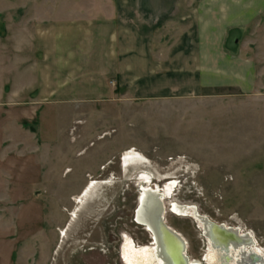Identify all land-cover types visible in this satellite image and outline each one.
<instances>
[{"label":"rangeland","instance_id":"374dc122","mask_svg":"<svg viewBox=\"0 0 264 264\" xmlns=\"http://www.w3.org/2000/svg\"><path fill=\"white\" fill-rule=\"evenodd\" d=\"M90 1L0 0V35L11 42ZM252 101L262 118L264 97ZM4 104L0 264H123L127 255L140 264L123 238L150 245L133 218L140 186L159 187L189 258L205 251L190 208L250 233L264 254V122H253L248 98L51 101L23 122L15 97ZM170 201L187 217L171 214Z\"/></svg>","mask_w":264,"mask_h":264},{"label":"crops","instance_id":"0c3cea01","mask_svg":"<svg viewBox=\"0 0 264 264\" xmlns=\"http://www.w3.org/2000/svg\"><path fill=\"white\" fill-rule=\"evenodd\" d=\"M90 2L0 35V117L13 97L23 122L51 101L193 96L248 98L264 122L252 101L264 97V0Z\"/></svg>","mask_w":264,"mask_h":264},{"label":"bare ground","instance_id":"6f19581e","mask_svg":"<svg viewBox=\"0 0 264 264\" xmlns=\"http://www.w3.org/2000/svg\"><path fill=\"white\" fill-rule=\"evenodd\" d=\"M91 183L92 182H90V184ZM89 188L90 187L88 186V188L85 189L83 196L87 197L91 192V190L94 188V185L90 189ZM148 188L149 187H141V186L139 187V191H141V194L139 196V201L136 202L137 206L135 208L137 222L140 223V226L142 227L147 226L152 231L151 233L153 234L154 237L156 250L160 254L163 264H188L187 257L186 255H184L186 251L185 249H183V241L180 239L179 235L176 232H173L172 230L168 229V227H170L171 225L165 221L166 225L168 226L167 227L162 220V216L164 217L163 212L166 213V204H165L166 200H163L165 199L163 198L164 196L160 193L162 199V203H161L160 199H158L160 197L159 189H158L159 187L157 188L158 193L155 190H151L150 188L149 189ZM178 203L177 202L175 203L174 201H170L168 210L170 211L171 209L172 213H175V215L181 217L187 212L186 210L188 208L184 205L181 206L182 204L179 205ZM193 213H194L193 214L194 217L201 222L203 231L205 232V234L207 235V237L209 238V240L211 241L214 247H219L222 245L224 247L229 246L230 248L231 246L233 248H236L238 245H240L241 242L239 235H243V236L246 235L245 232L240 234L241 231L237 227L234 226L225 227L229 225L224 223L225 224L224 226L223 224L218 225L211 222L209 220L211 219L209 216L199 213L198 210H196ZM211 220L214 221L213 219ZM218 223H223V222H218ZM179 234L183 237V235L180 232ZM244 242L248 243L247 245H253L256 249V246L251 240V237L245 239ZM229 252H232L233 254L234 251L230 250ZM238 253L240 255L239 251ZM242 255L243 258L241 259V261L244 264H252L256 262H262L264 264V254L262 255L263 256L262 257L261 254L253 255L250 250H245L244 254ZM190 261L192 262V264H199L197 260L190 259Z\"/></svg>","mask_w":264,"mask_h":264},{"label":"flooded vegetation","instance_id":"af4514ba","mask_svg":"<svg viewBox=\"0 0 264 264\" xmlns=\"http://www.w3.org/2000/svg\"><path fill=\"white\" fill-rule=\"evenodd\" d=\"M149 188L151 190H155L157 192V190L155 188H151V187H149ZM160 192H161V190H160ZM159 195H160V197L158 196L159 197L158 199H160V201L162 203L161 194L159 193ZM163 209H164V207H163ZM166 211H167V207H166ZM189 211L191 212V218L195 219L196 224L199 226V228H200L199 231L201 233V237H202V239H203V241L205 243L204 255L202 254L201 258L199 260H197L199 264H244V263H242L241 259L243 258L242 254H244L245 250H250L253 255H257L258 254L256 249H255V247L253 245H247L248 243L244 242L245 239L250 238V236H251L250 233H247L244 236L243 235H239L240 236L239 238L241 239V242H240V245H238L236 248H233L231 246H230V248H229V246H225L224 247L222 245L219 246V247H214L212 245L211 241L209 240V238L207 237V235L205 234V232L203 231L201 222L197 218L194 217V215H193L194 213L193 212H195V211L192 208H190ZM169 212L171 214L175 215V213H172L171 209H170ZM163 214L165 216L164 212H163ZM187 215L188 214H184L181 217L184 218V217H187ZM175 216H178V215H175ZM133 217H134V213H133ZM162 220H163L164 224L166 225L165 217L162 216ZM209 220L211 222L215 223V224H218V225L223 224L225 226L224 223H218V222L212 221L211 219H209ZM137 224L140 225L139 222ZM141 225H143V224H141ZM145 227L146 226H144V230H146L148 232V234L149 233L152 234ZM225 227H232V226L229 225V226H225ZM234 227H236V226H234ZM168 229L172 230L173 232H176L179 235L180 239L183 241V249H185V251H186V253L184 255H186V257H187L188 264H192V262L190 261L191 258H189V256L187 255V242H186V240L173 227L170 226V227H168ZM202 233L204 235H202ZM242 233L243 232H241L240 234H242ZM123 238H125V240H127L126 244H127L128 248L134 250V252L136 254H138L140 264H163L162 260H161V257H160V254L156 250L155 241H154V237L153 236H152V238H149L150 242H151L150 245H143V246H137L134 243V241L130 237H128L127 235H124ZM245 246H246V248H245ZM230 250L234 251L233 254H232V252H229ZM238 251L240 252V255H239ZM127 258H128V261H127ZM121 261H122L123 264H133V259L130 258L129 255H127L124 258H122V256H121ZM252 264H263V263L262 262H256V263H252Z\"/></svg>","mask_w":264,"mask_h":264},{"label":"water","instance_id":"95a60500","mask_svg":"<svg viewBox=\"0 0 264 264\" xmlns=\"http://www.w3.org/2000/svg\"><path fill=\"white\" fill-rule=\"evenodd\" d=\"M134 220H135V222H137V220H136V209H135V212H134ZM193 220L195 221V219H193ZM145 228L148 229L150 232H152L147 226ZM202 235H204V234L202 233ZM152 236L153 235L149 233V238H152ZM149 243H151V242L149 241Z\"/></svg>","mask_w":264,"mask_h":264}]
</instances>
